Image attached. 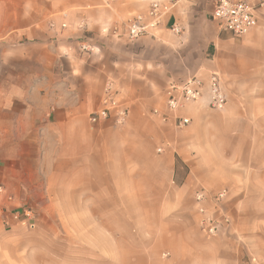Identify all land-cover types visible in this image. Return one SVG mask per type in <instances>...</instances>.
Wrapping results in <instances>:
<instances>
[{
  "label": "crops",
  "instance_id": "0c3cea01",
  "mask_svg": "<svg viewBox=\"0 0 264 264\" xmlns=\"http://www.w3.org/2000/svg\"><path fill=\"white\" fill-rule=\"evenodd\" d=\"M154 1L0 0V232L18 225L13 213L28 206L59 217L62 231L85 233L90 256L80 264H108L109 232L120 262L118 229H109L107 217L124 216L131 200L132 210L143 202L144 215L170 217L156 231L163 229L174 255L200 225L196 190L227 188L230 200L258 199L261 220L247 226V249L231 243L241 238L236 230L220 229L213 264H256L246 253L263 264L264 0H246L258 22L242 37L211 19L217 0H179L159 28L136 40L105 31L146 16ZM213 71L228 98L223 109L206 97L191 103L179 111L191 118L181 129L174 117L153 115L165 111L171 83L192 76L207 82ZM109 82L128 109L122 125L115 113L91 121ZM179 165L187 170L180 182ZM187 204L197 224L174 219ZM156 246L139 244L132 262L147 261ZM203 253L191 251L195 262Z\"/></svg>",
  "mask_w": 264,
  "mask_h": 264
},
{
  "label": "rangeland",
  "instance_id": "374dc122",
  "mask_svg": "<svg viewBox=\"0 0 264 264\" xmlns=\"http://www.w3.org/2000/svg\"><path fill=\"white\" fill-rule=\"evenodd\" d=\"M178 1L176 0V2ZM208 18L210 19V17ZM162 146L161 144L155 146L157 158L160 154L157 149ZM186 172L187 170L179 165L176 179L178 178L177 180L180 182L186 175ZM144 175L141 173L140 177L142 178ZM124 186L125 188L129 187L126 184ZM140 186L145 190L146 184H143L142 181ZM229 194L217 206L209 203L208 209L210 210H208V215L223 221L225 217H228L229 221L223 222L220 229L222 230V228L228 226V230L231 228L236 230V233L233 232V235L236 237L240 236L241 238H239V242L233 238L231 243L233 246L239 243L240 247L245 246L247 249V235L249 236L247 226L251 224L259 226L261 220L259 215L260 201L258 199L247 201V199L243 198H233V200L231 198L230 200ZM131 204V200L124 202V216L109 215L107 217L109 229H118L117 238L121 241V248L118 247V251L120 250L122 254L121 261L116 262L115 253L117 248L115 247V242L111 246V240L115 238V235L110 236L111 233L109 232L108 264H213L210 255L216 249L215 246L218 248V243L214 239L220 234L221 230L217 235L208 237L203 233L199 225L197 232L194 231L191 239L183 243V247L178 248L175 252L176 254L172 255L170 251L173 247L164 239L163 229L156 231V229L160 228L159 226L171 225L169 221L170 217L160 220L157 216L144 215L143 202L138 203L135 201L134 205H132L133 210L130 209ZM191 206V204H187L188 210H184L183 214L175 216L174 219L178 221L183 218L184 220H190L192 224L194 222L197 224L195 215H193L197 212ZM112 207H115V204ZM191 211L192 214H189ZM132 212H136V214H131ZM61 223L62 221L57 216L37 215V227L34 229L18 223L11 231L0 232V264H21V258L24 261L26 260L27 264H59V261L60 264H67L68 261L72 264H80L84 257L90 256L89 248L83 242L87 237L84 236V232L68 233L67 231H62L59 228ZM176 225L178 223H173V226ZM155 243H157V246L152 248L155 250L151 252L150 259L143 261L141 258L139 262H132L133 255H135L139 244L151 248ZM195 247H199L204 251L199 259H197V261L199 260L198 263L197 261L195 262L191 255V251ZM165 254H168V256H164ZM71 258L75 259L71 260ZM228 258L231 259V257ZM246 258H250L251 262L253 261L256 264H262L259 258L254 257L251 253H246ZM229 264H232L231 261Z\"/></svg>",
  "mask_w": 264,
  "mask_h": 264
},
{
  "label": "built area",
  "instance_id": "2783aa9c",
  "mask_svg": "<svg viewBox=\"0 0 264 264\" xmlns=\"http://www.w3.org/2000/svg\"><path fill=\"white\" fill-rule=\"evenodd\" d=\"M176 3V0H156L151 3L146 16L132 17L123 26L105 29V31L112 32L117 37L124 36L131 41L136 40L159 28ZM211 16L217 22L221 31L234 37L246 35L258 22L253 5L246 0H217ZM182 29L179 23L173 24L172 30L175 34H180ZM83 48L88 49V46L84 45ZM205 97L208 105L213 109L220 110L227 105L228 98L222 86L219 72L213 71L207 82L197 76H192L185 81L171 83L166 90L165 111L162 112L161 109L156 108L153 110V115L161 117L163 121H168L174 117L175 127L184 128L191 123V118L179 115V111ZM113 113H115L114 122L117 125L126 122L128 109L121 105L117 91L114 89L112 82H109L105 88L102 107L92 115L91 121L97 123L110 118ZM158 150L162 151V147H159ZM0 192H3L2 187H0ZM228 194L229 190L227 188L220 189L214 194H210L205 189L196 190L195 203L198 212L202 215L199 222L200 228L208 237L217 235L223 222L229 221L228 217H225L223 221L209 216L208 204L212 203L217 206ZM12 218L17 223L31 229L37 227V213L32 207H22L13 213Z\"/></svg>",
  "mask_w": 264,
  "mask_h": 264
}]
</instances>
